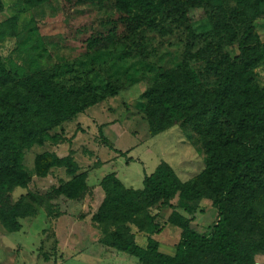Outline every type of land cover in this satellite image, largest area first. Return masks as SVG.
Masks as SVG:
<instances>
[{
  "label": "rangeland",
  "instance_id": "1",
  "mask_svg": "<svg viewBox=\"0 0 264 264\" xmlns=\"http://www.w3.org/2000/svg\"><path fill=\"white\" fill-rule=\"evenodd\" d=\"M221 5L217 14L230 19L234 3ZM196 6L188 23L197 34H208L217 22L208 3ZM128 18L117 0H0L5 67L13 74L50 78L71 101L85 106L83 114L67 119L43 144L26 151L28 183L8 194L14 202H30L35 212L20 220L16 233L0 222V264H140L112 247L113 227L93 221L105 200L104 180L113 175L126 189L141 190L144 176L161 164L169 165L183 183L205 170V150L181 109L164 106L172 123L161 132L153 133L149 120V110L160 113L155 92L163 84V71L183 68L188 53L197 50L194 44L201 45L172 20L149 17L152 26L132 30ZM254 30L264 43V16L254 22ZM227 50L238 54L237 44ZM190 65L198 84L217 85L218 77L202 63ZM256 73L264 86V66ZM55 157L70 158L71 163L59 166ZM175 214L200 234L219 221L209 198L188 201L176 194L169 204L148 210L163 228L153 236L159 252L170 257L176 255L183 233L169 221ZM138 222L148 224L145 215ZM129 228L136 243L146 247L148 227ZM256 263L264 264L263 254Z\"/></svg>",
  "mask_w": 264,
  "mask_h": 264
},
{
  "label": "trees",
  "instance_id": "2",
  "mask_svg": "<svg viewBox=\"0 0 264 264\" xmlns=\"http://www.w3.org/2000/svg\"><path fill=\"white\" fill-rule=\"evenodd\" d=\"M202 3H208L217 22L208 34H197L188 23L189 11ZM224 3H234L228 20L221 17L223 12L217 14ZM117 6L129 15L132 30L141 24L150 27L149 17L172 20L201 45L194 44L197 50L188 53L183 68L163 71V84L155 92L160 113L149 110V120L153 133L161 132L172 123L164 106L181 109L205 150L206 168L183 183L169 165L161 164L144 176L141 190L126 189L109 175L104 180L105 200L93 221L113 227L112 247L140 264H257L256 256L264 255V86L256 70L264 66V43L255 36L254 22L264 16V0H117ZM236 44L238 54L232 56L227 47ZM191 62L202 63L216 75L217 85L198 84ZM84 110L50 78L13 74L0 55V222L9 233L19 232L20 220L35 212L30 202H14L8 194L28 183L26 151L43 144L50 131ZM103 142L113 150L104 137ZM54 161L59 166L71 163L70 158ZM176 194L188 201L212 199L219 221L200 234L186 219L172 216L170 223L182 227L183 233L176 255L170 257L159 252L153 236L163 228L147 211L169 204ZM144 215L147 225L138 222ZM132 224L148 227L146 247L136 243Z\"/></svg>",
  "mask_w": 264,
  "mask_h": 264
}]
</instances>
